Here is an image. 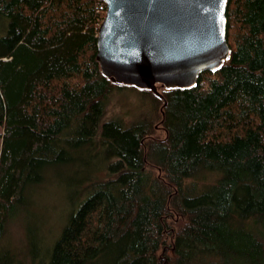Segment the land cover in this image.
<instances>
[{
    "label": "trees",
    "instance_id": "16d2710c",
    "mask_svg": "<svg viewBox=\"0 0 264 264\" xmlns=\"http://www.w3.org/2000/svg\"><path fill=\"white\" fill-rule=\"evenodd\" d=\"M104 5L0 0V264H264V0H229L226 61L161 95L103 75ZM125 87L152 104L131 124L107 111ZM95 157L54 244L6 241L28 189Z\"/></svg>",
    "mask_w": 264,
    "mask_h": 264
},
{
    "label": "water",
    "instance_id": "95a60500",
    "mask_svg": "<svg viewBox=\"0 0 264 264\" xmlns=\"http://www.w3.org/2000/svg\"><path fill=\"white\" fill-rule=\"evenodd\" d=\"M96 59L104 76L161 95L192 88L216 71L231 49L229 0H104Z\"/></svg>",
    "mask_w": 264,
    "mask_h": 264
},
{
    "label": "rangeland",
    "instance_id": "374dc122",
    "mask_svg": "<svg viewBox=\"0 0 264 264\" xmlns=\"http://www.w3.org/2000/svg\"><path fill=\"white\" fill-rule=\"evenodd\" d=\"M100 11L103 20L106 10ZM4 32L6 31L0 33ZM151 105L138 89L125 87L121 91L114 90L111 93L107 111L108 116L120 117L126 124H131L142 118L140 115L150 109ZM158 123L159 120H156L154 134L163 136L165 131L158 127ZM2 134L3 129L0 126V151ZM104 164L95 157L91 162L82 161L78 167L63 165L50 169L44 182L28 189L26 205L18 211L20 223L10 228L5 237L6 241L17 249H25V239L28 241L32 236L34 239H31L29 244L32 243L35 252L41 251L42 246L54 244L67 226L72 213H75L87 198L86 194L81 193L85 179L107 176Z\"/></svg>",
    "mask_w": 264,
    "mask_h": 264
},
{
    "label": "built area",
    "instance_id": "2783aa9c",
    "mask_svg": "<svg viewBox=\"0 0 264 264\" xmlns=\"http://www.w3.org/2000/svg\"><path fill=\"white\" fill-rule=\"evenodd\" d=\"M100 10H106V4Z\"/></svg>",
    "mask_w": 264,
    "mask_h": 264
}]
</instances>
